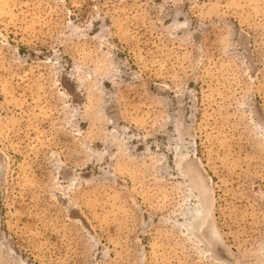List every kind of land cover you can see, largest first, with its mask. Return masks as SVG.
<instances>
[{
	"label": "rangeland",
	"instance_id": "1",
	"mask_svg": "<svg viewBox=\"0 0 264 264\" xmlns=\"http://www.w3.org/2000/svg\"><path fill=\"white\" fill-rule=\"evenodd\" d=\"M0 264H264V0H0Z\"/></svg>",
	"mask_w": 264,
	"mask_h": 264
},
{
	"label": "bare ground",
	"instance_id": "2",
	"mask_svg": "<svg viewBox=\"0 0 264 264\" xmlns=\"http://www.w3.org/2000/svg\"><path fill=\"white\" fill-rule=\"evenodd\" d=\"M190 216H191V220L192 219H194V220L198 219L201 216L200 209L199 208H196L195 210H192Z\"/></svg>",
	"mask_w": 264,
	"mask_h": 264
}]
</instances>
